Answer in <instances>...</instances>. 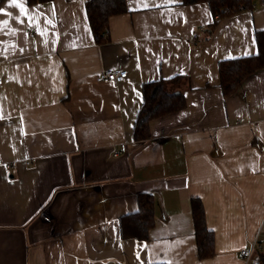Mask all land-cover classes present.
Wrapping results in <instances>:
<instances>
[{
	"label": "crops",
	"instance_id": "obj_1",
	"mask_svg": "<svg viewBox=\"0 0 264 264\" xmlns=\"http://www.w3.org/2000/svg\"><path fill=\"white\" fill-rule=\"evenodd\" d=\"M181 1L127 0L96 43L86 0H0V159L14 165H0V264H244L254 240L264 260V68L226 98L218 67L258 52L264 0L211 34L209 5ZM113 68L127 78L98 82ZM175 76L187 106L136 141L143 84ZM147 193L149 240L124 239L121 217ZM193 197L215 233L205 259Z\"/></svg>",
	"mask_w": 264,
	"mask_h": 264
},
{
	"label": "trees",
	"instance_id": "obj_2",
	"mask_svg": "<svg viewBox=\"0 0 264 264\" xmlns=\"http://www.w3.org/2000/svg\"><path fill=\"white\" fill-rule=\"evenodd\" d=\"M28 1L30 4H37L51 0ZM198 2L207 3L214 16L210 34L221 19L243 11L253 10L254 3L253 0H182L181 4H198ZM85 10L94 40L96 43H101L107 39V37H103V33L109 29L111 19L128 10L127 0H86ZM255 37L257 53L222 59L218 63L220 87L223 96L226 98L235 93L247 77L264 68V29H258ZM176 80H178V76L172 77V79L161 78L143 84L144 105L138 113L139 116L133 129L136 141L151 137L150 122L153 119L173 114V112L182 110L187 106V98L182 91L170 92L168 90L169 83ZM191 201L198 257L205 259L215 253V233L207 226L203 201L196 197H193ZM137 203L139 206L135 212L121 217L122 237L148 241L149 231L155 225L156 220L154 196L150 193L140 194Z\"/></svg>",
	"mask_w": 264,
	"mask_h": 264
},
{
	"label": "built area",
	"instance_id": "obj_3",
	"mask_svg": "<svg viewBox=\"0 0 264 264\" xmlns=\"http://www.w3.org/2000/svg\"><path fill=\"white\" fill-rule=\"evenodd\" d=\"M209 31V29L206 26H201L199 28V33H196L192 36V39L196 43H200V41H203L205 37L202 36V34H206ZM32 35V33H30ZM109 35V31H104L103 37L106 38ZM128 72L125 70H116V69H105L102 70L98 76L97 80L98 82H114V83H120L123 82L127 78ZM3 79H0V89L3 86ZM0 165L4 166L6 169H12L14 168V165L8 162H5L0 159ZM260 242L257 240L253 241V244L250 248H243L240 250V256L244 260V264H264V262L261 259H257L254 257L255 250L260 248Z\"/></svg>",
	"mask_w": 264,
	"mask_h": 264
},
{
	"label": "snow or ice",
	"instance_id": "obj_4",
	"mask_svg": "<svg viewBox=\"0 0 264 264\" xmlns=\"http://www.w3.org/2000/svg\"><path fill=\"white\" fill-rule=\"evenodd\" d=\"M11 4L16 5L18 7H21V11L22 12L24 11L23 7L21 5H19V4H17V0H11Z\"/></svg>",
	"mask_w": 264,
	"mask_h": 264
},
{
	"label": "rangeland",
	"instance_id": "obj_5",
	"mask_svg": "<svg viewBox=\"0 0 264 264\" xmlns=\"http://www.w3.org/2000/svg\"><path fill=\"white\" fill-rule=\"evenodd\" d=\"M110 29H106L105 31H109Z\"/></svg>",
	"mask_w": 264,
	"mask_h": 264
}]
</instances>
